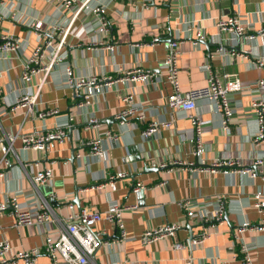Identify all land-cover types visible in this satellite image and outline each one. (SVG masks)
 <instances>
[{
    "label": "crops",
    "instance_id": "crops-1",
    "mask_svg": "<svg viewBox=\"0 0 264 264\" xmlns=\"http://www.w3.org/2000/svg\"><path fill=\"white\" fill-rule=\"evenodd\" d=\"M3 1V6L0 4V32L18 36L24 45L16 54L0 59V137L52 128L55 115L39 116L40 112L51 109L57 110L58 114L71 111L73 118L70 126L65 127L64 140L48 151L23 150L19 138L14 140L16 154L11 155V165H0V202L20 189L23 191L19 196L21 202L30 203L44 197L60 218L69 212L68 200L74 203L75 209L87 207L97 211L107 207L109 197L121 205L135 204V209L122 212L126 239L98 247L94 253L96 264H242L236 230L245 221L252 225L260 223L261 215L252 202L264 180V164L255 166L253 163L257 155L264 156V140L258 144L251 140L256 124L249 96L245 93L229 95L234 112L228 131L222 130L220 114L212 102L197 101L194 113L198 116L205 146L204 162L201 163L192 152L193 144L189 140L192 124L188 118L176 119L169 128H161L148 138L142 137L141 129L149 121L171 118L166 101L173 88L165 78L161 61L172 41H179L177 66L181 92L205 85V73L200 69L202 64H209L219 73L234 74L243 85L264 77V64L254 66L251 58L264 59V33L258 32L264 27V1L150 0L143 6L141 0H90V3L104 1L108 4L109 30L100 39L114 45L113 50L92 45V31L76 34L80 36L72 33L74 27L94 20L90 14L81 12L63 37L64 45L60 51L66 52V60L71 63L74 74L110 76L112 83L105 86L103 92L93 95L83 109L75 110L84 89L74 90L63 85V68L56 66L47 75L35 74L27 84L32 90H38L34 111L10 106L27 86L21 81V70L38 43L37 35L23 24L2 18L1 13L3 10L17 11L23 20H40L44 25L57 20L64 26L69 24L71 15L69 12L58 15V0ZM233 13L249 21L246 33L253 36H233L216 28L218 19ZM196 29L205 33V39L193 43ZM156 36L159 41L152 46H135ZM52 39L53 43L57 42L56 38ZM220 44L236 52H248L250 57L220 55L215 52ZM137 66L151 71L154 83L120 79L123 73L119 68L126 70ZM126 93H132L134 102L145 108L144 123L136 119L121 123L116 118L125 107L122 95ZM90 116L98 120V126L87 125L85 120ZM105 131L116 134L118 142L113 145L107 142L106 161L90 158L85 142L102 136ZM1 155L0 151V158ZM219 158L238 161L240 167L256 169L257 173L254 176L240 173L237 166L218 167L215 171L194 170ZM162 163L166 166H161ZM41 168L51 170V180L31 191L26 173ZM117 170L130 174L117 179L114 189L107 185L97 187V183ZM137 181L145 187L135 192L132 186ZM30 191L31 196H26ZM219 198H224L228 204L224 221L208 228L209 236L195 243L208 223L195 217L188 219L180 201L198 202L208 212ZM165 225L176 227L171 234L151 242L142 241L145 231ZM54 228L53 223L45 227L15 226L11 214L0 213V239H7L14 250L41 246L43 230ZM95 228L104 231L103 237L107 241L117 237V229L107 220L97 222ZM239 237L253 247L259 245L252 250V259L254 264H264V246L261 245L264 224L261 230L248 229ZM176 242L181 243L182 248H175ZM58 260L61 262L59 256ZM35 264H51V260L41 252Z\"/></svg>",
    "mask_w": 264,
    "mask_h": 264
},
{
    "label": "built area",
    "instance_id": "built-area-1",
    "mask_svg": "<svg viewBox=\"0 0 264 264\" xmlns=\"http://www.w3.org/2000/svg\"><path fill=\"white\" fill-rule=\"evenodd\" d=\"M90 0H58L57 13L64 15L70 13L71 20L67 26H64L59 21H54L48 25L42 24L40 20H23L21 14L17 11L8 10L2 11V18H10L12 21L23 24L35 32L38 38V43L33 51L22 65L21 81L26 85L30 82L32 77L37 73L49 74L51 70L60 66L63 68V85L74 90L80 88L84 89L82 100L75 104V110L83 109L89 102L93 95L103 92L105 86H109L112 81L110 76H98L95 74H74L72 65L66 60V52L60 51L64 45L63 37L71 30V23L76 19L77 14L85 12L93 16L94 20L82 23L79 28L74 27L71 31L76 34L80 32H93L90 39L92 45H99L102 49L112 51L114 45L104 43L100 36L108 34L109 22L106 17L107 3L104 1H97L90 3ZM264 1V0H263ZM150 0H141L143 6H146ZM3 6L4 1L0 0ZM249 21L243 19L238 13H233L226 18H220L216 21L215 26L220 32L232 34L233 36L246 35V30ZM258 32L264 33V27L260 28ZM80 36V35H76ZM56 38L57 42L53 43ZM205 33L201 29H196L194 33L193 43L204 40ZM159 41V37H153L151 41L139 42L135 46H152ZM24 42L18 36L9 33L0 32V59L10 57L21 50ZM215 52L226 57L243 56L248 59L250 57L248 52L245 54L236 52L233 49L226 48L219 45ZM179 54V41H172L169 50L163 60L162 67L165 69L166 80L172 85V92L167 96L166 105L170 110V120L149 121L141 129L143 138L152 137L161 128H169L176 119L188 118L192 124V134L189 136L190 142L193 144V154L198 160L204 162L202 155L205 152V146L201 139V128L199 119L194 110L196 103L200 99L209 100L212 102L216 110L220 114L221 128L228 131L229 125L233 119V108L229 102V95L232 93H245L249 96L250 109L255 116L256 130L251 136L254 144H258L264 140V77L257 79L253 84L243 85L239 78L230 72H217L212 69L209 64H202L200 69L203 70L206 77L204 86L191 88L185 92H181L178 82V66L177 57ZM253 65L260 66L264 64V59L259 57H252ZM123 76L120 78L125 81H145L154 83V74L141 67H133L122 70ZM1 93V87H0ZM38 97V90L34 91L28 85L23 89L19 96L15 97L11 103L10 108L16 109L25 107L28 110L35 108V102ZM125 107L116 115V118L124 123L125 120L136 119L139 122L146 120V110L140 104L134 102L132 93L122 95ZM39 113V112H38ZM55 115V120L52 128H41L40 130H33L24 134H3L0 137V151L2 153L0 158V165H11V155L16 152L13 149V142L16 138L21 141L23 150H39L48 151L54 147L55 143H60L64 140L66 135L65 127L70 126V121L73 118L72 112L67 114H58L57 110L51 109L46 112H40L39 116ZM85 122L90 127L99 125L95 117H88ZM107 142L113 145L118 142V136L110 131H105L102 136L87 140L85 143L89 147L88 155L92 159L106 161ZM17 162L20 163L19 159ZM255 166L264 164V156L257 155L254 159ZM161 166L165 167L166 163ZM232 167L237 166L236 170L240 173H250L254 176L257 172L253 169L240 167L238 161L222 160L221 158L214 160L208 166L196 167L194 170H209L215 171L218 167ZM2 166H0L1 168ZM226 172V170H224ZM1 173V172H0ZM130 172L117 170L113 174L108 175L104 180L97 183V187L109 186L111 189L115 188V182L119 178L128 176ZM27 179L31 186V191L38 190L39 185H44L50 182L52 172L48 168H41L39 170H31L30 174L26 173ZM264 179V178H263ZM262 188L254 194L252 205L261 215L260 223L257 225L249 224V222H242L236 230L238 240V250L241 255L242 264H254L252 259V250L255 245L248 244L241 240L240 233L245 230L257 229L261 230L264 224V180ZM95 185V186H96ZM145 185L140 181L133 184L132 190L137 192L143 189ZM26 196L30 197L31 192ZM22 190L17 189L10 195H6L5 199L0 202V213L7 212L14 218L15 226H29L37 225L45 227L49 223H53L55 228L53 230L45 229L42 234L41 246H34L29 249L14 250L10 242L3 238L0 239V264H35L41 252H44L51 260V264H96L94 260V253L102 244L112 245L122 242L126 239V230L122 218V212L126 209H135V204L121 205L116 200L109 197L107 207L103 211H97L87 207H79L75 209L74 203L67 201L66 207L69 212L64 217H58L54 214L52 207L44 197L34 199L30 203L21 202L19 196ZM212 205V209L208 212L199 205L198 202H193L190 199L180 201V206L184 209L188 219L193 217L206 221L208 223L207 229L200 232L198 238L194 240L195 243L202 242L209 236V229L224 221V215L227 207L226 200L219 198ZM201 207V208H199ZM208 217V218H207ZM107 220L111 222L117 229V237L111 240H105L103 237V230L95 228L97 222ZM175 225H165L154 230H147L142 235V241L151 242L155 239L171 234ZM264 246V242L262 244ZM175 248H182V244L176 242ZM58 256L61 262L58 260Z\"/></svg>",
    "mask_w": 264,
    "mask_h": 264
},
{
    "label": "water",
    "instance_id": "water-1",
    "mask_svg": "<svg viewBox=\"0 0 264 264\" xmlns=\"http://www.w3.org/2000/svg\"><path fill=\"white\" fill-rule=\"evenodd\" d=\"M77 203V202H76Z\"/></svg>",
    "mask_w": 264,
    "mask_h": 264
}]
</instances>
